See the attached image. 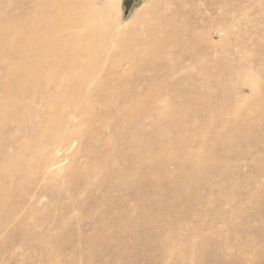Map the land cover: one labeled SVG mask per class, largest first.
Returning a JSON list of instances; mask_svg holds the SVG:
<instances>
[{
    "label": "bare ground",
    "instance_id": "6f19581e",
    "mask_svg": "<svg viewBox=\"0 0 264 264\" xmlns=\"http://www.w3.org/2000/svg\"><path fill=\"white\" fill-rule=\"evenodd\" d=\"M119 1L0 0V92L6 93V97H0V190L5 191L0 193L1 202L9 199V193L17 186L16 178L19 186L34 184L36 192L47 191L46 182L56 169L62 168L73 143L78 145L77 154L83 153L88 163L95 165L91 174L74 165L72 177L83 176L90 187L108 166L117 171V165L125 163L124 152L133 161L126 162L130 172L136 174L140 166L156 169L158 172L154 173L159 176L153 183L159 184L169 174L167 166L173 165L179 171L181 163L191 162L196 156L182 146L169 151L173 143L186 142L189 146V134L203 133L201 127L187 122L193 107L204 124L214 120L220 127L218 132L203 133L205 145L208 141L220 142L231 129H242L244 132L238 136H246L255 111L264 116V100L254 110L250 99L242 94L243 86L237 88L230 82L228 65H221L212 54L216 45L200 39V33L212 30L219 37L224 35V0H141L142 5L127 22L121 21L120 11L113 14ZM232 9L239 11L240 5ZM7 11L13 14L12 18ZM99 59L114 64L104 73ZM119 60L139 62L142 71H131L127 63L126 70L117 64ZM248 82L244 87L252 90L254 86ZM211 88L219 90V109H211L210 115H205L200 104L208 100L205 98ZM198 93L202 97L184 99ZM181 104L188 106L180 107ZM159 110L168 114L170 123H165L161 114L156 115ZM237 114L240 120H229ZM223 115L228 119H223ZM166 126L177 135L170 136L172 141L164 144L151 143L155 133H144L148 127H159L160 133H167ZM115 143L118 145L113 148ZM150 147L154 155L148 156ZM216 155L211 150L204 155L211 171ZM42 167L43 173L38 171ZM109 174L111 187L129 180L119 177L113 181L115 176L110 178ZM24 191L27 200L39 196Z\"/></svg>",
    "mask_w": 264,
    "mask_h": 264
},
{
    "label": "rangeland",
    "instance_id": "374dc122",
    "mask_svg": "<svg viewBox=\"0 0 264 264\" xmlns=\"http://www.w3.org/2000/svg\"><path fill=\"white\" fill-rule=\"evenodd\" d=\"M224 1L227 3L223 15L226 22L224 35L219 37L212 30L200 33V39L216 45L212 54L221 65H228L230 82L237 88L243 86L242 94L250 99L255 110L264 100V0ZM236 4L240 5L239 11L232 9ZM141 5V0H120L113 14L120 11L121 21L127 22ZM6 14L9 18L13 16L10 11ZM10 61L15 62L14 59ZM119 61L117 64L124 69L129 68L126 61ZM97 62L104 73L114 64L106 59ZM132 62L127 63L131 71H140L139 62ZM248 81L254 86L252 90L244 87ZM5 95L0 92V97ZM200 96L198 93L184 99ZM219 96L217 88L209 89L205 98L208 100L200 104V111L205 115H210L211 109L216 112ZM164 107L167 106L161 108ZM194 108L187 122L201 127L203 133L219 131L218 123L212 120L204 124ZM160 114L165 123L171 122L164 111L156 113ZM255 114L252 115L254 119L251 116L250 133L241 138L238 135L239 132L242 134V129H231L220 142L208 141L205 145L204 134L195 132L189 134L192 138L189 146L186 142L173 143L170 152L182 146L198 157L181 163L179 171L173 165L167 166L169 174L159 184L153 183L159 176L154 173L156 169L140 166L137 170L140 175L130 172L128 163L133 161L124 152L125 163L117 165L118 172L107 167L108 162L103 165L107 167V175L111 172L110 178L112 174L115 176L111 180L122 177L129 180L126 183L119 181L118 187H111L103 170L105 176L103 173L96 176L97 183H91L90 187L83 176L72 177L74 165L90 174L94 173L95 165L88 163L83 153L78 155V145L73 143L62 168L56 169L46 182L47 191L36 192L34 184L19 186L20 181L16 178L17 186L9 193V199L0 201V264H264V116L259 111ZM233 117L229 120L241 119L238 114ZM223 119L228 118L223 115ZM97 126L95 123L94 127ZM144 131L155 133L151 143L159 144L172 141L171 137L177 135L168 126L165 127L167 133H160L159 127H148ZM117 145L115 143L113 148ZM210 150L217 154L212 171L205 157ZM146 152L148 156L154 155L153 147ZM38 171L43 173L44 168ZM141 175L149 181H144ZM24 190L37 193L39 198L27 200ZM0 193L4 194V189ZM180 206L183 207L181 210Z\"/></svg>",
    "mask_w": 264,
    "mask_h": 264
}]
</instances>
